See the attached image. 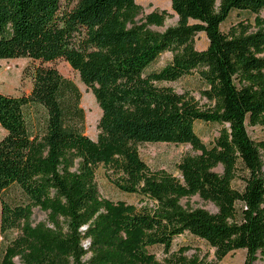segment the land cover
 Returning a JSON list of instances; mask_svg holds the SVG:
<instances>
[{
    "label": "trees",
    "instance_id": "trees-1",
    "mask_svg": "<svg viewBox=\"0 0 264 264\" xmlns=\"http://www.w3.org/2000/svg\"><path fill=\"white\" fill-rule=\"evenodd\" d=\"M167 13L136 23L135 0H0V60L39 62L27 96L0 94V264H214L174 251L188 234L221 261L244 250L243 264L264 260V0H169ZM233 12L249 17L221 26ZM203 33L207 47L195 49ZM164 53L171 61L148 68ZM65 61L91 92L101 117L96 140L84 134L77 86L55 68ZM196 74L201 107L165 84ZM220 126L206 146L195 123ZM143 144L189 145L196 155L176 165L179 177L151 170ZM103 168L138 202L101 197ZM220 168L221 172H216ZM236 184H238L236 186ZM197 196L216 212L186 209ZM47 216L32 223L33 210ZM161 248L163 258L150 252Z\"/></svg>",
    "mask_w": 264,
    "mask_h": 264
},
{
    "label": "rangeland",
    "instance_id": "rangeland-1",
    "mask_svg": "<svg viewBox=\"0 0 264 264\" xmlns=\"http://www.w3.org/2000/svg\"><path fill=\"white\" fill-rule=\"evenodd\" d=\"M77 0H61L63 8L72 7ZM140 8V13L136 18L137 24L144 23V19L151 13L161 14L163 11L167 13L161 26H148V30L152 32L162 33L166 29L173 27L177 23V16L172 12L169 0H135ZM249 17L246 13L233 12L227 21L221 26L222 31L235 24L241 19ZM264 18V12H262ZM208 45L206 36L200 33L195 38V49L198 51L204 50ZM172 55L164 53L148 68L147 72H156L165 67L171 61ZM39 62L32 61L28 58H18L10 60H0V94L19 97L27 96L32 88V73ZM46 66L55 68L63 77L72 81L81 93L80 106L85 113L84 134L92 140H96L98 130L97 125L101 117V110L99 109L91 92L81 83L79 76L75 73L70 66L63 60H56L53 63L46 64ZM172 88L178 94H188L203 107L206 101L200 96L202 83L196 74L186 76L180 80L165 84ZM194 130L200 140L206 145L210 146L215 138L218 136L220 126L216 124H205L203 122L195 123ZM249 137L255 142L264 141V126L260 127H247ZM5 131L0 127V140L5 136ZM138 152L141 159L151 170H164L165 172L179 177L176 165L185 156H193L197 153L194 152L189 145H170V144H143L138 147ZM263 157L264 173V152L261 153ZM220 173L221 169H216ZM96 182L98 185L99 193L102 198L110 201H124L130 204H136L138 198L136 196L127 195L118 191L108 180L105 170L101 167L96 172ZM238 184H236L237 186ZM180 204L186 209H204L210 213H215V207L201 200L199 197L194 196L188 199H182ZM32 223L36 225L41 222L47 221L45 213L38 209L33 210ZM180 247H187L186 256H198L201 260L214 264H243L246 251L238 250L228 254L221 261L215 257V252L206 243L196 238L184 234L174 239L173 250L176 251ZM3 248V240L0 237V254ZM150 252L154 253L157 259H162V249L152 248ZM15 264H19L16 259ZM255 264H264V260L259 259Z\"/></svg>",
    "mask_w": 264,
    "mask_h": 264
}]
</instances>
